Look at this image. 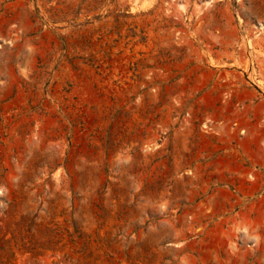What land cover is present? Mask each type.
Here are the masks:
<instances>
[{"label":"rangeland","instance_id":"1","mask_svg":"<svg viewBox=\"0 0 264 264\" xmlns=\"http://www.w3.org/2000/svg\"><path fill=\"white\" fill-rule=\"evenodd\" d=\"M0 264H264V0H0Z\"/></svg>","mask_w":264,"mask_h":264},{"label":"built area","instance_id":"2","mask_svg":"<svg viewBox=\"0 0 264 264\" xmlns=\"http://www.w3.org/2000/svg\"><path fill=\"white\" fill-rule=\"evenodd\" d=\"M256 242L254 240L251 241V245L254 246Z\"/></svg>","mask_w":264,"mask_h":264}]
</instances>
